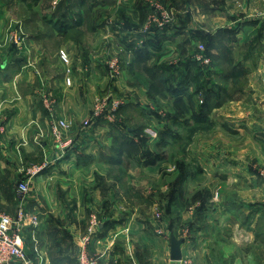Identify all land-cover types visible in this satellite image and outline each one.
I'll list each match as a JSON object with an SVG mask.
<instances>
[{
	"label": "rangeland",
	"instance_id": "obj_1",
	"mask_svg": "<svg viewBox=\"0 0 264 264\" xmlns=\"http://www.w3.org/2000/svg\"><path fill=\"white\" fill-rule=\"evenodd\" d=\"M93 4L97 5L93 7ZM203 13L206 16L202 15ZM231 14L237 18L238 24L254 18H259L264 23V0H0V75L7 72L6 77L2 78L7 81L9 74L14 72L17 74L14 80L17 83L23 84L25 77L29 78L31 83H34L35 79H38V83L45 82L46 78L43 74L49 73L47 77L51 78L63 66L72 62V65L78 63V67L82 70L83 57L86 55L85 57L88 58L90 54L89 56L92 57L89 61L90 68L94 66L99 72L106 71L107 78L105 88L103 87L98 93L95 88L92 90L94 110L103 100L106 101V108L105 112L90 125H86L87 120H85L77 127H80L82 133L86 131L85 133L102 136L101 141L104 140L105 132L109 129H116L123 136L127 133V127L128 129L130 127L135 137L132 141L140 146L138 156L130 155L117 167H108V169L100 165L109 158L117 157L115 150L118 144L113 143L112 152L105 151L107 155L103 153L94 160H90L82 151L76 161L81 169L73 172L65 171L64 186L59 185L57 181H54L49 188L44 186L45 196L59 200L68 212H78L79 226L85 220L86 223L88 222L86 215L97 213V222H102L105 215L118 212L119 215L127 213L129 217L131 216L128 219L129 226L135 229L143 226L145 227L143 230L152 235L148 230L158 226L163 232L165 224L162 214L167 213L173 206L171 197L175 187H178L177 200L184 196V190L185 194L187 193L186 198L180 200L178 209H183L184 203L191 205L197 202L200 205L201 200H206L207 194L210 196L212 192L216 194V189H212L211 192L206 187L211 172L215 169L216 161L222 160L220 163L232 165L236 158V162L244 161L248 167L252 161L248 155L243 154L244 150L254 151L261 147L264 151V139L251 140L227 132L220 135L217 133V130H220L216 126L217 120L213 126L194 122L196 109L203 101L202 93L195 92V86L197 83H204L207 89L212 80H215L213 77L210 79L207 76L202 77L201 73L199 74L202 69L198 71L192 69L185 75L186 80L191 84L188 92L192 90L194 94L193 106L189 104V113L181 115L178 119L174 117L177 109L172 106L170 93L152 95L149 77L143 73L141 67H135L128 73V81L129 83L132 81L134 87L130 84L129 89L126 90L124 84L126 82L123 80L122 85H116V81L120 78L124 53L128 51L133 55V51L141 46L144 40L154 43L156 52L148 64L149 66L155 64V68L159 67L163 70L160 79L165 81L161 85L169 81L172 70L176 69L179 75L184 74V64L190 58L198 62L200 68L210 67L212 70L210 62L204 64L197 60V57H206L204 48L208 40L200 42L196 40L198 43L195 44L190 42L191 34L197 31L196 28L202 27L210 30L209 32L217 30L220 24H225L224 22L231 18ZM206 17L213 18L209 21L210 25ZM76 22L80 25L72 26L67 32L64 30L66 24L75 25ZM85 60L88 62V59ZM246 63L256 73L253 76L255 82L264 87L259 73V70L264 68V57L250 58ZM179 75L170 84L177 83ZM140 87L143 88L145 99L149 96L152 98L150 103L154 108L148 102V105L145 103L140 106L137 112H131L133 116L143 115L144 119H147L143 127H136L133 122L128 125L121 123L116 115L117 112L127 100L140 102V97L135 94ZM205 91H202L203 94ZM50 101L54 113L56 103L52 98ZM113 104L118 106L114 112H111L112 121L106 120L107 123H101L102 117L107 116L113 109ZM69 125L65 137L72 141L71 134H76V130L74 124ZM44 126L47 137L43 140L32 138L38 140L35 141L33 155L31 153L26 157L24 154L19 156L23 160L22 164H26L19 171L20 173L2 179L0 194L5 203H2L4 208L0 207V210L10 216H14L16 210V203H12L10 198L16 183L22 179H30L33 180L34 187L35 184L39 186L37 178L50 179L49 175L54 169L52 164L56 165L62 160L56 157L57 142L51 134L49 119ZM150 132L154 133V137ZM124 139L126 140L127 137ZM143 140L145 145L141 147ZM7 141V146H10L11 140ZM204 152L213 155L206 160L202 158ZM240 154L243 155L239 157ZM6 156L8 157V154ZM256 158L264 160V152L262 158L259 154ZM44 163L46 166L43 170L34 175L28 174L29 170L38 168ZM145 166L148 170L143 168ZM257 171V175L260 172L264 173L263 168ZM58 174H62V171H56L54 176ZM193 181L197 183V189L191 194ZM44 188L40 185L39 192ZM67 193L70 194L68 199ZM147 197H151L150 203L146 201ZM94 198H97V201H94ZM152 202L156 207L153 208ZM147 214L152 216L148 217ZM115 221L120 223L123 220ZM172 225L170 224V227ZM85 227L87 228V224ZM182 228L183 225H178V229ZM97 229L98 227L96 231ZM33 230L32 227L28 229L30 233ZM163 233L157 235L159 239L155 238L159 245L161 262L166 259L164 246L168 237ZM68 239L73 243L69 236L62 238L63 243H68ZM30 242L32 238L26 233L24 248L29 246ZM55 243L52 246H55ZM245 247L248 248L247 245ZM76 262L79 264L77 258Z\"/></svg>",
	"mask_w": 264,
	"mask_h": 264
},
{
	"label": "crops",
	"instance_id": "obj_2",
	"mask_svg": "<svg viewBox=\"0 0 264 264\" xmlns=\"http://www.w3.org/2000/svg\"><path fill=\"white\" fill-rule=\"evenodd\" d=\"M202 15L206 16L204 13ZM230 16L231 18L226 20L225 24H220L221 26L219 25L217 30L209 32L210 30L205 27L196 28L204 34L214 35L216 49L214 48L212 52L215 56L220 55L219 58H222L227 54L220 46L223 44L224 47H229L234 64H242V67L238 68L241 75L238 74L239 77L236 80L225 78V72L230 71L229 66L221 63L216 68L214 84L221 86L229 93L230 99L222 106L212 110L209 119L213 125L217 120L216 126L220 130L216 128L220 135L227 132L237 137H248L251 140L264 139V87L255 82L253 76L256 73L246 63L250 58L264 57V23L259 18H254L238 24L237 18L232 14ZM212 19L206 17L208 25ZM236 28H239L236 32H228ZM259 35L260 37H258ZM196 40L192 37L190 42L197 44ZM236 44L239 45L235 48ZM89 55L88 58L85 57L86 55L83 57L82 70L78 67V63L72 65V62L67 64V67L63 66L51 78H48L49 73L45 72L47 73L43 74L46 78L45 82L38 83V79H35L34 83H31V80L25 77V82L21 84L14 81L17 75L14 72L9 74L7 81L2 78L6 77L7 72L0 75V124L2 126H0V187L2 179L8 176L14 177L26 165L22 164L23 160L19 156L24 154L26 157L31 153L33 155L34 144L38 140H32V138L43 140L47 137L44 124L46 125L50 115L44 106V98H52L55 101L53 117L74 124L75 128H73L76 130V134H71L73 145L65 158L61 160L58 149H56V157L61 161L56 165L52 164L54 169L49 175L50 179L37 178V183L43 188L44 186L51 187L54 181L64 186L65 171L73 172L81 169L76 161L82 151L83 154L88 155L90 160H94L103 153L107 155L105 151L112 152L113 143L119 144L126 137L135 138L130 127L129 129L127 127V133L123 136L116 129L107 130L103 141H101L102 136L85 133L86 131L82 133L79 130L80 127H77L79 123L90 116L94 108L92 90L95 88L98 93L103 87L105 88L107 79L106 71L101 70V74L94 66L90 68L89 61L92 57ZM85 59H88V62ZM122 59L121 79L116 81V85L120 86L123 80L126 82L123 83L128 90L130 84L133 86L132 81L130 83L128 81L133 55L126 51ZM263 69L259 70L260 75ZM135 94L140 97V102L134 103L132 100H127L116 115L121 123L128 125L133 122L136 127H143L147 119L145 120L143 115L140 116L141 118L139 115L133 116L131 112H137L140 106L142 107L145 103L148 105L152 98L149 96L145 99L141 87ZM149 105L154 108L151 103ZM102 120L101 123H107L108 119L102 117ZM155 121L153 122L155 123ZM9 139L11 140L10 146H7ZM263 152L261 147L254 151L244 150L243 154L248 155L252 161L248 167L244 161L236 162V158H233L232 165L220 163L222 160L216 161L210 181L206 184L211 192L212 189H216V194L212 192V196L207 199L201 209L197 202L191 205L184 203L183 209H178L180 200L186 198L187 193L185 194L184 190V196L182 195L177 200L176 189L178 187H175L171 197L173 206L167 213H164L165 215L162 214L165 224L164 233L155 224L156 228L148 230L152 235L144 231L145 227L143 226L137 228L138 230L129 226L128 219L131 216L129 217L127 213L119 215L118 212H112L105 215L104 220L98 222V229L88 247L89 254L95 259V264H264V181L257 175V170L264 169V160L256 158L258 154L262 158ZM243 154H240L239 157ZM210 155L213 154L204 152L202 158L209 160ZM126 158H128L127 155H122L120 163ZM109 160L112 159L105 160V163L100 167L104 166L105 169L117 167ZM143 168L148 170L146 166ZM56 171H62V174L54 176ZM54 178L57 180H53ZM35 185L34 187L32 180L34 190L32 189L29 195L27 208L30 212H35L38 215V226L29 233L32 242L23 250L25 258L30 264H77L76 253L81 238L87 233L89 220L92 217L96 218L97 213L86 215L88 222L86 223L85 220L79 226L78 212L66 211L59 200L43 194L45 188L39 192L40 185ZM191 185H193L192 194L197 189V183L193 181ZM186 190L188 191L187 188ZM10 195L12 203L15 202L13 194L10 193ZM94 195L96 196V194ZM66 197L68 199L70 194L67 193ZM2 198L0 194V207L4 208L2 203L5 201ZM96 199L94 198V201H97ZM147 200L150 203L151 197H147ZM152 206L156 207L153 202ZM147 215L148 217L152 216L151 214ZM116 219L123 221L118 223L115 221ZM179 222L180 224H178ZM170 224L173 225L170 227ZM178 225H183L184 228L180 230ZM159 233L168 236L166 237V246H164L166 259L163 262L160 259L158 242L155 241ZM171 233L177 239H182V259L178 262L169 260L168 240ZM67 236L71 237L73 243H70L69 239L68 243H63L62 238L65 239ZM54 242H56L55 246H52ZM11 264L28 263L18 259Z\"/></svg>",
	"mask_w": 264,
	"mask_h": 264
},
{
	"label": "trees",
	"instance_id": "obj_3",
	"mask_svg": "<svg viewBox=\"0 0 264 264\" xmlns=\"http://www.w3.org/2000/svg\"><path fill=\"white\" fill-rule=\"evenodd\" d=\"M24 1H27V0H24ZM96 5L97 4H93V7H95ZM79 25H80L79 22L78 23L76 22L75 25L66 24V28L64 30L67 32L68 30H70L72 26L74 27V26H79ZM237 29L239 28H236L233 31H228V30L227 31L230 33H234L237 31ZM191 35L194 39H197L199 41L208 40L207 44H205L204 56L210 59V63H211L210 65L213 67L212 70L210 67L206 69L200 68L198 62L190 58V59H187L186 63L184 64V68H185V71L183 72L184 74L179 75L176 69L172 70L171 74H169L170 75L169 76L170 79L168 78L169 81L161 85V83L165 81L164 79L163 80L160 79L161 74H163L162 73L163 70H161L159 67L155 68V64H153L152 66H149L148 64L149 61H151L153 54L156 52L154 50L155 48L154 43L144 40L143 44L141 46H138L133 51V63H132V67H130V70H133L135 67H141L143 69V73H145L149 77V81H150L149 83L151 85L150 92L152 93V95L154 96L159 95V94H162L163 92L170 93L172 106L177 109L176 112L174 113L175 119L181 118V115L189 113L190 105L193 106L192 104H193L194 94L192 93V90L190 93L188 92L191 84L185 78L187 71H191L192 69H196L198 71L199 69H202V71H199V74L201 73L202 77L207 76L208 79H210V77H213V78L216 77L217 71L215 70L222 63L223 65H227L230 68V71L228 73L225 72L224 74L226 79L236 80L239 77V75H241L238 72L239 70L238 68H241L242 64L241 63L234 64V61L232 60L230 56L231 51L229 47L227 46L224 47V45H220L224 48L227 54H225L222 58H219L220 55L215 56L212 52L214 48L216 49L214 35L204 34L198 30L196 32H193V34ZM258 37H260V35ZM178 75H179V78H178L177 83L170 84L171 81H174ZM198 91L202 93L203 101L201 105L198 106L196 109L197 115L195 116L194 122L200 123V124H208V125L213 126L212 121L209 119V115L211 111L222 106L224 102L230 99V95L221 86L214 84L213 80L207 89H205L204 83H197V86H195V92H198ZM202 91L203 92L205 91V94H203ZM130 139L131 140H128L127 138L126 140H123L122 142L118 144V147L115 150L117 157L111 158L112 160H109L111 164L113 165L120 164V161H121L120 159L122 155L130 156V155L140 153V146H138V144H135V142L132 141L133 137H130ZM144 145H145V140L141 141V147H143ZM194 196H197V195H194ZM209 197L210 195L207 194L206 200L205 201L201 200V203L199 205L201 206L200 209L202 208V206L205 204V202L207 201Z\"/></svg>",
	"mask_w": 264,
	"mask_h": 264
},
{
	"label": "built area",
	"instance_id": "obj_4",
	"mask_svg": "<svg viewBox=\"0 0 264 264\" xmlns=\"http://www.w3.org/2000/svg\"><path fill=\"white\" fill-rule=\"evenodd\" d=\"M197 60L202 61L204 64H209L210 59L207 57H197ZM261 81L264 82V69L261 72ZM50 99L44 98V106L49 113L50 131L57 142V149L59 152V158L66 157L68 150L72 147L73 142L66 139V133L70 127L69 123L63 119H55L51 109ZM106 101H102L100 104L93 108L90 116L86 119V125H90L91 122L98 119L101 113L105 112ZM116 106L113 104V109L110 110L106 119L112 121L111 112H114ZM114 117V116H113ZM88 127V126H86ZM154 137V133L150 132ZM45 163L33 170H29L28 174L34 175L45 168ZM258 177L264 181V173L260 172ZM32 191V181L30 179H22L18 181L13 190V197L16 203V210L14 216H10L0 210V264H11L14 260H23L30 264L24 255V235L30 233L28 229L30 227L35 228L38 225V215L35 212H30L27 208L28 198ZM159 216V215H158ZM98 222L95 217H92L87 228V233L81 238L79 250L77 254V261L79 264H95V259L89 254L90 238L96 232Z\"/></svg>",
	"mask_w": 264,
	"mask_h": 264
},
{
	"label": "water",
	"instance_id": "obj_5",
	"mask_svg": "<svg viewBox=\"0 0 264 264\" xmlns=\"http://www.w3.org/2000/svg\"><path fill=\"white\" fill-rule=\"evenodd\" d=\"M169 260L172 262H178L182 259L181 244L182 239H177L173 233L169 235Z\"/></svg>",
	"mask_w": 264,
	"mask_h": 264
}]
</instances>
